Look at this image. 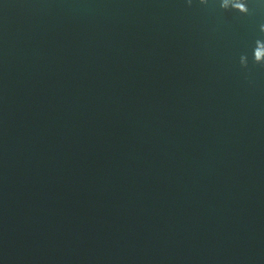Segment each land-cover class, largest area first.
Here are the masks:
<instances>
[{
    "label": "water",
    "instance_id": "obj_1",
    "mask_svg": "<svg viewBox=\"0 0 264 264\" xmlns=\"http://www.w3.org/2000/svg\"><path fill=\"white\" fill-rule=\"evenodd\" d=\"M241 2L0 0V264H264Z\"/></svg>",
    "mask_w": 264,
    "mask_h": 264
},
{
    "label": "clouds",
    "instance_id": "obj_2",
    "mask_svg": "<svg viewBox=\"0 0 264 264\" xmlns=\"http://www.w3.org/2000/svg\"><path fill=\"white\" fill-rule=\"evenodd\" d=\"M201 3H206V0H200ZM221 7L224 8V9H228V8H232L234 10H237L239 11L240 13H244V14H248L249 12V8L246 6V4L244 2H238V3H234V4H229L227 2V0H222V3H221ZM257 45H264V42L262 41H257ZM254 60L256 63H259V64H264V60H259L257 61L254 57ZM240 63L242 66H247V58L242 56L241 59H240Z\"/></svg>",
    "mask_w": 264,
    "mask_h": 264
}]
</instances>
